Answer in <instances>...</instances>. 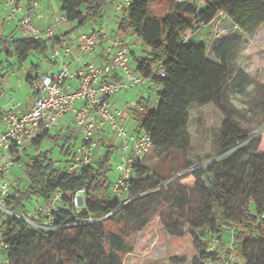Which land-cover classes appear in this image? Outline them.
I'll return each instance as SVG.
<instances>
[{"label": "trees", "instance_id": "1", "mask_svg": "<svg viewBox=\"0 0 264 264\" xmlns=\"http://www.w3.org/2000/svg\"><path fill=\"white\" fill-rule=\"evenodd\" d=\"M112 1L60 0V8L76 28L89 22L99 26ZM157 1L132 0L117 23L120 38L132 35L141 42V55L132 51L136 70L160 87L155 101L142 97L133 109L135 131L149 135L153 145L142 160L134 163L135 179L130 181L128 191L122 196L113 191L119 177H112V157L117 151L113 142L102 141L104 155L96 157L95 150L90 164H82L79 173H70L68 167L76 152L73 150L76 129L47 132L30 148L35 146L36 154L26 155L30 157L24 161L25 187L20 189L11 184L17 205L10 208L18 214L22 207L34 206L36 198L49 202L56 193L61 194L59 204L43 215V220L34 216L32 222L0 212L2 240L7 245L1 256L8 261L0 264H123V258L132 252L127 241L131 235L146 228L182 237L184 224L192 230L199 255L194 264L220 262L230 257L234 258L232 264H252V255H257L264 245V159L246 184L234 180L237 164L247 156L254 141L252 135L229 120L223 122L219 141L221 152L228 153L223 158L228 176L217 165L176 179L173 175L175 163L180 155L186 154L190 143L191 110L213 105L228 116L223 106L229 82L227 47L215 50L220 58L216 62L209 57L208 46L195 45L190 38L215 24L221 15L236 26L251 20L259 22L264 16V0H175L164 16H152L149 6ZM64 37L56 38L54 44L63 43ZM51 47L45 39L22 37L15 32L0 33V80L16 68L21 69L32 57L44 58L49 68L56 66L60 61L51 57ZM47 67H43L41 60L31 63L26 81L34 95L37 71ZM161 70L164 76L159 73ZM260 92L264 95V87ZM5 111L8 110L0 111V117ZM44 141L59 148L66 159L54 160L52 149H41ZM28 150L20 154L17 163L21 164ZM154 157L167 160L170 167L147 168L144 160ZM202 170L217 177L215 194L198 177ZM81 191L83 200L77 207L74 199ZM241 197L248 198L254 213L233 212L231 202ZM158 203L163 206L171 203V207L154 214ZM169 213L177 214V219ZM230 232L231 244L225 240ZM213 242L216 247L211 249Z\"/></svg>", "mask_w": 264, "mask_h": 264}, {"label": "rangeland", "instance_id": "2", "mask_svg": "<svg viewBox=\"0 0 264 264\" xmlns=\"http://www.w3.org/2000/svg\"><path fill=\"white\" fill-rule=\"evenodd\" d=\"M175 0H159L149 6L152 16H164L171 3ZM39 11L46 14V24L50 25L61 16L60 0H39ZM111 4L108 5V8ZM106 8V12L108 10ZM4 10V1L0 0V20L3 19L2 11ZM109 11V10H108ZM105 17V15H104ZM103 20V18H102ZM255 22L254 20L246 21L242 26H236L226 15H221L215 24H211L195 33L190 42L195 45H206L209 47V57L211 60L220 62L217 58L215 50L226 48L227 63L229 70V82L226 86L225 97L223 100L224 109L227 111V117L223 112L213 105L203 108L191 110L190 114V143L187 147L185 155H180L173 175L176 178L183 177L195 170L217 165V168L224 169L226 175H229V170L224 167L223 158L228 153L221 152V144L219 141V131L225 120H229L238 128L253 136L254 141L247 149V156L241 160L236 167L234 180L238 183L246 184L249 178L257 171L264 159V95L261 94V89L264 87V16L262 19ZM35 24L39 23L35 19ZM44 24V25H46ZM92 22L83 25L81 28H76V25L69 26L68 38L72 40L76 46L79 42L80 35L91 29ZM4 32L8 34L15 23L5 24ZM40 26V25H39ZM73 28H76L73 30ZM2 30V27L0 28ZM109 30L110 27H108ZM1 32V31H0ZM135 47L134 51L137 55L140 52V40L129 35L128 43ZM137 44H135V43ZM43 67L49 64L44 58L32 57L31 60L23 64L21 69L6 74L5 79L0 80V108L21 110L26 105L29 97L34 94L32 86L26 81L27 72L30 69L31 63L40 62ZM116 105L119 109L129 107L128 115L132 116L139 101L137 89L130 91H121L116 94ZM147 98L151 95L147 94ZM12 100H14L12 102ZM139 108V107H138ZM131 123V121H130ZM131 128H134L133 121ZM75 131V139L73 140V150H76L83 141L82 132L72 125ZM54 127L53 130H55ZM1 130V129H0ZM55 132V131H53ZM103 143L111 144L112 142L117 147L116 153L112 157L114 171L112 177L118 175L117 166L122 156L121 140L114 136L112 130L107 129L106 136L102 138L99 134V148L96 151V157L100 158L104 155L105 148ZM42 150L52 149V157L56 161L65 160L66 156L60 153L57 147L52 148V144L44 141L41 145ZM36 154L35 146L26 151L23 155L21 165L16 163L8 179L11 184L20 189L26 185V175L24 161L30 157L26 156ZM151 154V153H150ZM69 155L68 157H70ZM160 157L144 160V164L151 170L160 168L168 169L170 163ZM190 166V167H189ZM189 167V168H186ZM187 177V176H186ZM203 184L212 194L217 192V177L211 172L202 170L200 176ZM191 179V177H187ZM202 200V195H199ZM163 201V199L161 200ZM263 202V201H262ZM248 198L241 197L231 202V207L234 213L246 214V212L254 213L255 208L249 204ZM10 207L17 205L14 199L9 203ZM171 203L161 205L157 204L153 212L157 214L164 210H169ZM22 210V211H21ZM19 210L21 213L28 214L30 218L44 219L42 216L46 214L44 209L28 205L27 208ZM173 219H177V214L169 213ZM182 225V224H181ZM182 228L185 233L182 237H178L169 233H160L159 231H149L142 229L136 234L128 237L129 248L132 252L123 258V264H176L178 261L182 264H194L199 258L198 252L195 249L192 237V230L188 224H184ZM233 239L232 232L225 237V240L231 244ZM259 245V244H257ZM173 257L175 259L173 260ZM264 262V245L259 247V253L252 255V264H262Z\"/></svg>", "mask_w": 264, "mask_h": 264}, {"label": "built area", "instance_id": "3", "mask_svg": "<svg viewBox=\"0 0 264 264\" xmlns=\"http://www.w3.org/2000/svg\"><path fill=\"white\" fill-rule=\"evenodd\" d=\"M184 2L187 0H178ZM132 0H117L114 14L123 13ZM27 0H4L2 11L3 21L17 22L19 35L34 39H45L51 43L50 55L61 63L58 71L39 69L34 82L36 95L32 99L29 110H8L0 117L2 131L0 132V212L18 216L27 222H32L28 214L15 213L9 206L12 197V186L9 175L16 165V159L23 151L30 149L34 141L52 131L68 114L74 115V121L83 135V142L76 149L75 157L68 167L70 173L81 171L82 164H90L94 159V151L99 146L98 136L109 126L115 137L121 140L122 156L117 166L118 178L113 191L122 196L128 191L130 181L135 179L133 166L142 160L151 150L153 142L149 135L136 132L131 128L127 112L116 105L115 95L144 85H150L156 95L160 87L149 77L141 75L132 62L133 46L124 39L110 32L106 26H92L79 37L76 46L54 44L62 28H69L64 14L52 24L42 27L34 22L35 12L40 3H29ZM76 25V24H74ZM109 51V59L105 62H87L86 56H94L99 46ZM80 56L81 64L73 70L66 59L72 52ZM159 73L164 76L161 70ZM14 100H12L13 102ZM78 102H82L78 106ZM142 110V108H140ZM83 191L74 199V205L79 207L83 200ZM61 194L56 193L49 202L36 198L34 210L44 209L50 213L59 204ZM0 230V262L7 263L1 256V251L7 245L3 243ZM216 247L213 242L211 249ZM234 258L220 262L209 260L205 264H232Z\"/></svg>", "mask_w": 264, "mask_h": 264}, {"label": "crops", "instance_id": "4", "mask_svg": "<svg viewBox=\"0 0 264 264\" xmlns=\"http://www.w3.org/2000/svg\"><path fill=\"white\" fill-rule=\"evenodd\" d=\"M4 1V0H3ZM28 1H27V3L25 4V8L26 9H29L30 7L28 6ZM116 3H117V0H113L112 2H110V4H111V7L110 8H108V6H107V8H108V10H107V12L106 11H104V14H103V20L102 21H100V24H99V26H106L107 27V29H108V27H110V29L111 30H109L110 32H112V33H114L116 36H120L119 34H117V32H116V30H117V26H118V19H119V17L122 15V13L121 14H119V15H115L114 14V7H115V5H116ZM106 10V9H105ZM47 14V13H46ZM46 14H44L43 12H40L39 11V9L35 12V15H34V20L36 19L37 21H38V23H39V25L40 26H42V27H46V26H48V24H46ZM104 15H105V17H104ZM12 23H15V27H12V30L9 32V33H12V32H15V34L16 35H19V28H18V24H17V22L15 21V22H12ZM53 23V22H52ZM51 23V24H52ZM5 24H11V23H6V22H4L3 21V19L2 20H0V28L2 27V30L0 29V33H2V34H6L7 33V31H6V33L4 32V28L6 27L5 26ZM44 24H46V25H44ZM8 33V34H9ZM68 33H69V28H62V30H61V32H60V35L58 36V38H62L64 35H65V41L63 42V43H61V45H65V44H69V45H75L73 42H72V40L71 39H69L68 38ZM132 36V35H131ZM128 37H129V35H126V37H124V36H122V38L127 42L128 40ZM131 42H132V38H131V41L129 42L130 44H131ZM133 43V42H132ZM135 43V42H134ZM136 44V43H135ZM105 44H102L101 46H99L98 47V49L96 50V53H95V55L94 56H86L85 57V59H84V61H87V62H92V61H94V62H101V61H103V62H105V61H107L108 59H109V51L107 50V48L104 46ZM137 45V44H136ZM138 48H140V52H141V45H140V47H138ZM133 49H135V47H133ZM139 55H141V54H139ZM66 62H67V64L69 65V67L71 68V69H73V70H76L79 66H80V64H81V62L82 61H80V56H79V54L77 53V52H72V54H71V56L70 57H68L67 59H66ZM61 68V63H58L56 66H54V67H47V69H49L50 71L51 70H53V71H58L59 69ZM135 90L137 89V92H138V97H139V99L140 98H142V97H146L147 96V94H150L151 95V97L150 98H148V99H150V100H152V101H155L156 100V95L153 93V88H152V86H150V85H144L143 87L141 86V87H137V88H134ZM33 90V89H32ZM130 90H132V89H130ZM130 90H128V91H130ZM34 92V91H33ZM35 95L33 94V95H31L30 97H29V100L27 101V103H26V105L25 106H23L22 107V109L21 110H19V111H25V110H29L30 109V107H31V104H32V99H33V97H34ZM147 98V97H146ZM116 102V101H115ZM81 103L82 102H78L77 104H78V106L79 105H81ZM130 108L129 107H127V109L126 108H124V109H122L123 111H126L127 112V114H128V110H129ZM4 110H11V109H7V108H0V111H4ZM13 110H15V109H13ZM17 111V110H16ZM127 117H128V119H129V123H130V121H131V123H132V121H133V116H129V115H127ZM130 123V124H131ZM72 125H75L76 126V128L77 129H79L78 127H77V125H76V123H75V121H74V115L73 114H68L60 123H58L57 125H56V129L55 130H53V131H55V132H57V131H60V130H62V131H64V132H66L67 130H70V129H72L71 127H72ZM0 132L2 131V126H1V124H0ZM107 129H109V130H111L110 129V127L107 125V126H105V129L100 133V136L102 137V138H104L105 136H106V131H107ZM80 130V129H79ZM52 131V132H53ZM115 136V135H114ZM98 139H99V136H98ZM97 139V140H98ZM21 165V164H20ZM118 175H115L114 177L116 178Z\"/></svg>", "mask_w": 264, "mask_h": 264}]
</instances>
